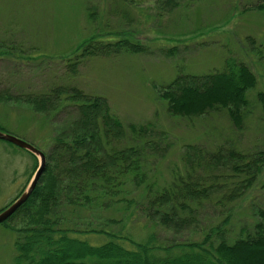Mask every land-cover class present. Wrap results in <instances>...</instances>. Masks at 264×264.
<instances>
[{
    "label": "rangeland",
    "instance_id": "obj_1",
    "mask_svg": "<svg viewBox=\"0 0 264 264\" xmlns=\"http://www.w3.org/2000/svg\"><path fill=\"white\" fill-rule=\"evenodd\" d=\"M158 1L0 0V50L7 52L0 55V92L21 95L71 83L87 93L106 96L126 125L149 124L145 138L155 145L146 161L150 180L162 188L182 178L209 193L194 205L192 223L180 230L157 227L139 210L127 219L131 209H125L123 202L86 210L80 227H104L137 239L155 231L159 240L201 241L230 216L226 227L234 241L243 230L254 229L258 210L264 207V166L260 160L252 163L264 151V107L258 98L264 91V9L256 8L264 0H178L170 10H162ZM89 8L96 11L95 17L91 18ZM109 30L114 35L128 31L134 43L149 49L84 57L72 73L66 60H76L75 54L82 52H75L76 47L93 34ZM174 45L178 52L169 56L166 52ZM230 58L245 62L257 76L256 86L247 91L242 128L223 108L192 117L168 111V101L159 95L163 85L181 74L222 70ZM77 115L71 106L50 114L11 99L0 102V130L46 152L53 137ZM188 145L200 149L196 159ZM233 149L254 157L231 159L228 151ZM220 150L224 155L216 165ZM247 162L251 171L262 166L248 187ZM34 164L32 153L0 139V212L29 185L37 170ZM238 164L243 171L236 172ZM132 188L130 196L143 186L130 183L127 189ZM233 191L242 194L228 200ZM83 236L95 244L107 239L103 234ZM16 239L14 231L0 224V264H14ZM249 260L256 261L255 257Z\"/></svg>",
    "mask_w": 264,
    "mask_h": 264
},
{
    "label": "trees",
    "instance_id": "obj_2",
    "mask_svg": "<svg viewBox=\"0 0 264 264\" xmlns=\"http://www.w3.org/2000/svg\"><path fill=\"white\" fill-rule=\"evenodd\" d=\"M178 2L158 1L164 7L162 10L165 7L170 10ZM256 8L263 10L264 3L257 4ZM95 14L91 9V18ZM112 32H97L80 43L75 52H82L75 54L76 60L68 57V69L76 73L84 57L149 49L139 42L134 43L128 31L118 35ZM177 52L178 47L174 45L166 53L171 56ZM5 53L0 50V55ZM256 84L257 76L252 69L245 62L230 58L222 70L203 75H179L163 85L159 95L168 101V111L173 115L202 116L212 109L223 108L227 109L234 125L242 128L244 109L249 104L247 91ZM258 98L264 107V91L258 93ZM11 99L31 105L36 112L54 114L69 106L78 112L77 117L53 137L48 151H44L47 165L30 198L0 223L17 235L14 264H264V207L258 210L259 220L254 229L243 230L244 234L234 241L229 239L226 227L230 216L205 233L201 241L159 240L155 231L137 239L104 227H80L86 210L109 208L115 202H123L125 209H131L127 219H132L139 210L157 227L180 230L192 223L194 205L202 203L209 193L182 178L162 188L150 180L146 161L155 145L145 138L149 124L148 127L126 125L112 111L106 96L93 95L78 85L63 83L42 92L29 91L21 95H12L8 90L0 92V102ZM188 148L194 151L196 159L200 149L195 145ZM221 155H224L222 150L216 155V165L221 162ZM258 156L252 163L260 160L264 166V151ZM228 157L244 161L254 156L233 149L228 151ZM33 158L37 169L39 160L35 155ZM244 166L251 168L249 162ZM262 166L249 170L245 186L252 184ZM234 169L236 172L244 170L239 164ZM130 183L143 188L130 196L134 191V188L127 189ZM240 194L233 191L227 199L235 200ZM85 234H103L107 239L95 244L83 236ZM251 257L256 261L249 260Z\"/></svg>",
    "mask_w": 264,
    "mask_h": 264
},
{
    "label": "water",
    "instance_id": "obj_3",
    "mask_svg": "<svg viewBox=\"0 0 264 264\" xmlns=\"http://www.w3.org/2000/svg\"><path fill=\"white\" fill-rule=\"evenodd\" d=\"M0 139L6 140L10 143L17 145L20 148H23L33 155H35L39 160L38 168L32 177L29 185L26 189L18 196L11 204H9L4 210L0 212V223L7 220L10 216H12L32 195L35 190L40 178L46 168L47 165V156L44 151L36 147L34 144L19 138L13 134L3 132L0 130Z\"/></svg>",
    "mask_w": 264,
    "mask_h": 264
}]
</instances>
